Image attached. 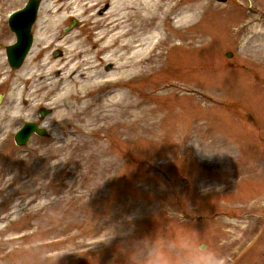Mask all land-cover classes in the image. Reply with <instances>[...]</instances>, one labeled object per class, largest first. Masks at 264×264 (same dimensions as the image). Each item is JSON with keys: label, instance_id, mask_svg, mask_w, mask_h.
Returning <instances> with one entry per match:
<instances>
[{"label": "rangeland", "instance_id": "1", "mask_svg": "<svg viewBox=\"0 0 264 264\" xmlns=\"http://www.w3.org/2000/svg\"><path fill=\"white\" fill-rule=\"evenodd\" d=\"M27 1L0 0V109L17 73L2 50L7 16ZM251 1L256 15L247 0H181L199 8L194 38L85 98L73 140L18 149L23 122L0 119V264H264V66L248 63L264 55V0ZM74 19L65 35L85 33Z\"/></svg>", "mask_w": 264, "mask_h": 264}, {"label": "bare ground", "instance_id": "2", "mask_svg": "<svg viewBox=\"0 0 264 264\" xmlns=\"http://www.w3.org/2000/svg\"><path fill=\"white\" fill-rule=\"evenodd\" d=\"M104 6L105 11L98 16L97 10ZM198 9L184 7L179 0H42L32 49L23 67L5 79L10 90L7 106L0 109L2 124L11 127L16 122H30L44 107L51 115L38 126L47 128L54 122L67 133L52 129L51 140L61 141L67 135L73 140L85 134V124L79 121L85 98L108 86L106 81L120 76L134 79L157 68L164 49L194 38L186 32L193 29ZM70 17L81 18L85 33L63 35L62 28ZM59 47L66 55L63 61L50 56ZM103 64H116L119 74L106 73ZM74 118L79 125L70 121ZM71 125L73 130H68ZM72 140L58 145L48 141V149L69 150L75 147ZM33 142L31 150L41 146Z\"/></svg>", "mask_w": 264, "mask_h": 264}, {"label": "water", "instance_id": "3", "mask_svg": "<svg viewBox=\"0 0 264 264\" xmlns=\"http://www.w3.org/2000/svg\"><path fill=\"white\" fill-rule=\"evenodd\" d=\"M217 1L223 2L225 0H217ZM35 9H36L35 4H32L30 8L26 9L24 12H22V14H20L21 18L16 16L10 21L11 30L15 33L16 38L18 40L17 44L14 47L9 48L7 51V57L12 68L18 67V63L21 61L22 54L20 55V57H16L17 60L13 63L15 56L26 50V45L28 44V39H27L28 27L34 20ZM24 21L25 24L23 25ZM26 129H28V127ZM26 138L27 136H25L23 139L21 136H19L17 141H22V140L25 141ZM19 144L22 145L23 143L19 142Z\"/></svg>", "mask_w": 264, "mask_h": 264}]
</instances>
